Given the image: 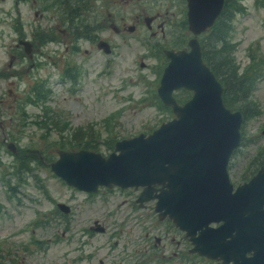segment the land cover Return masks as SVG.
Here are the masks:
<instances>
[{"label": "rangeland", "instance_id": "obj_1", "mask_svg": "<svg viewBox=\"0 0 264 264\" xmlns=\"http://www.w3.org/2000/svg\"><path fill=\"white\" fill-rule=\"evenodd\" d=\"M242 5L231 36L240 71L252 60L264 61V0ZM187 10V0H0V71L10 70V45L19 37L33 40L35 48L34 58L25 56L19 68L37 63L15 86L0 79V115L14 117L5 131L19 149L2 143L0 128V264H113L132 252L135 260L147 230L135 217L153 211V203L138 209L132 188L77 189L54 173L50 161L61 149L93 147L108 155L111 141L150 132L175 116L157 92L169 60L159 49L189 48ZM158 13L149 26L147 18ZM100 37L111 41V52L98 46ZM177 94L187 98L188 89ZM251 98L258 106L247 117V130L255 148L264 143V71ZM59 201L70 209L58 207ZM94 220L106 230L90 229Z\"/></svg>", "mask_w": 264, "mask_h": 264}, {"label": "water", "instance_id": "obj_2", "mask_svg": "<svg viewBox=\"0 0 264 264\" xmlns=\"http://www.w3.org/2000/svg\"><path fill=\"white\" fill-rule=\"evenodd\" d=\"M224 1L213 0L215 5L208 20L195 26L188 0L190 29L200 33L213 25ZM193 3L196 13H201L207 5L205 0H193ZM189 44V50L166 49L170 61L158 87L162 100L172 106L176 117L164 121L148 135L140 133L119 139L108 155L88 148L61 149L59 157L50 163L54 173L84 191H95L100 185L143 186L140 199L158 198L161 214H175L181 224L182 215L189 216L193 211L207 215L218 199L220 209L227 213L224 200L231 194L227 164L240 141L242 113L226 106L223 85L203 59L198 38H192ZM180 87L193 90L192 97L183 104L173 93ZM157 184L161 185L159 192H156ZM248 185L240 187L235 194L236 219L244 215L241 212L254 198ZM58 205L65 211L70 209L65 202ZM197 212L191 214L195 215L192 222L202 220ZM258 215L251 222L253 229L249 225L238 227L239 243L249 244L250 238L264 239V214ZM202 222L207 224L209 218ZM224 226L230 228L231 224L227 221ZM246 249L240 250L242 256Z\"/></svg>", "mask_w": 264, "mask_h": 264}, {"label": "flooded vegetation", "instance_id": "obj_3", "mask_svg": "<svg viewBox=\"0 0 264 264\" xmlns=\"http://www.w3.org/2000/svg\"><path fill=\"white\" fill-rule=\"evenodd\" d=\"M159 16L160 13L154 15L153 18L149 17V21L147 18L149 26H152L153 22ZM163 24V22L157 23L158 26H162ZM111 26L116 31H119V27L116 24L112 23ZM134 28L135 25L129 26V29L132 31H134ZM97 41L98 46L103 48L106 52L112 51L113 45L109 39L100 37ZM10 47L12 48L9 61L10 70L7 71L6 68H3L0 71V79H6L12 86H15L19 84L21 75L24 72L29 73L34 69L37 63L32 61L26 69H20L18 66L25 56L32 59L34 58L35 48L33 40L19 37L17 42L11 44ZM19 47H22L23 50L20 51ZM106 48H109V50H106ZM166 48L168 47H163L161 50L159 49V51L164 54ZM8 92L15 95L13 88H9ZM187 95L188 97H185L180 103H184L188 100L192 92L188 90ZM2 101H4V99L0 97V103ZM12 102L16 106L15 97ZM166 108L175 115L170 106H166ZM240 110L244 116L242 126V133L244 136L240 145L234 150L229 162V182L231 185L230 190L228 188V192L231 194L224 200L227 213H223L220 209L221 200L218 199L215 201L214 208L211 211L208 209L207 215H203L202 213L198 214L199 217H202V220L200 219L192 222L191 218L193 217L190 215H182L183 224L181 225L177 222V215H171V213L161 214V211L157 210V200L154 198L149 201L154 205L153 211L135 217L138 218V221L142 222L144 229H147L141 237V240H137L138 254L135 260L131 262V258L135 253L132 252V255L129 257L127 255L119 259L116 258V262L123 260L120 264H264V239H260L261 241H259V239L250 238L251 241L249 244L239 243L241 239L238 236V227L240 225H249L253 229L254 226L251 222L260 217L258 215L260 212H262V215L264 214V143L258 142L259 144H257L255 148L250 147L254 145L256 138L249 137L247 130L250 120H248V114L246 112L256 113L257 108L255 104L252 108L251 103L247 102L246 112L243 108ZM259 113H257L256 116H258ZM10 123H14L13 116H11L10 119H4L2 114L0 115V128L3 132L1 141L6 144L10 150L17 152L19 150L17 144L8 145L9 142L13 141L9 139V134L5 131L6 126L8 127ZM261 126H263L262 131L264 132V123ZM244 147H247V149H244ZM238 155L244 157L240 158ZM245 184L251 186L249 193H251L254 198L250 200V203H248L244 207V211L241 212L244 213V215L236 219V217L233 216V211L236 209L233 202L234 197L238 192L239 186H244ZM131 188L138 192V209H140V207H148L146 203L148 201L142 202L139 199L142 188ZM212 203L214 202L212 201ZM249 211V215L255 214L248 216ZM154 216H157V218H155L154 222L148 224L147 221L151 217L154 219ZM208 218L209 222L207 224L202 222ZM227 221L231 224L230 228L224 226ZM90 227V229L93 230H106V228L101 229L100 224L95 222L92 226L90 225ZM188 228H192V233ZM122 229V227L119 228L121 231ZM151 229H154L153 232ZM139 243L145 244L144 246H139ZM118 244L119 239L117 238L114 240L115 247ZM114 248L112 251H114ZM245 248L247 249L244 256H242L240 250ZM116 262L114 261L113 264H117ZM101 263L103 264L104 261L101 260Z\"/></svg>", "mask_w": 264, "mask_h": 264}, {"label": "trees", "instance_id": "obj_4", "mask_svg": "<svg viewBox=\"0 0 264 264\" xmlns=\"http://www.w3.org/2000/svg\"><path fill=\"white\" fill-rule=\"evenodd\" d=\"M242 0H225L220 16L210 30V34L202 38L204 59L215 71L224 84V99L226 104L233 108H243L246 112L247 102L257 103L251 98L253 89L257 85L260 71L264 70V61L258 59L246 67L243 73L239 72L233 51L237 43L232 42V21L235 13L243 11ZM253 58V56H252ZM248 115L253 113L246 112ZM108 144L112 147L115 142ZM92 149H95L91 147ZM96 150V149H95ZM0 256L5 257L4 254Z\"/></svg>", "mask_w": 264, "mask_h": 264}, {"label": "bare ground", "instance_id": "obj_5", "mask_svg": "<svg viewBox=\"0 0 264 264\" xmlns=\"http://www.w3.org/2000/svg\"><path fill=\"white\" fill-rule=\"evenodd\" d=\"M205 3H207L205 9L201 12V13H196L195 12V8H194V3H193V0H191V20H192V23L195 25V26H198V25H202L204 23V21L208 20V17H210L211 13H212V10L214 9V3H213V0H205ZM217 8H215L216 10ZM214 10V11H215ZM197 211H193L191 212V214L195 213ZM250 211L248 212V216H252L253 214L249 215ZM191 217H195V215H191ZM196 215H198V212L196 213ZM177 222L179 224H181L178 220ZM182 225V224H181ZM191 232V229L192 228H188ZM213 231V230H212ZM202 232V231H201ZM208 232H211V231H208ZM192 233V232H191ZM196 242V240H195ZM197 243V242H196Z\"/></svg>", "mask_w": 264, "mask_h": 264}]
</instances>
